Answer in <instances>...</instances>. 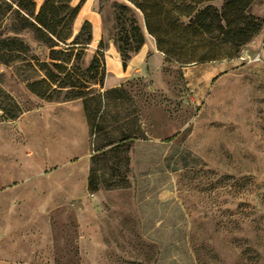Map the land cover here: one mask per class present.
Returning a JSON list of instances; mask_svg holds the SVG:
<instances>
[{
	"label": "rangeland",
	"instance_id": "obj_1",
	"mask_svg": "<svg viewBox=\"0 0 264 264\" xmlns=\"http://www.w3.org/2000/svg\"><path fill=\"white\" fill-rule=\"evenodd\" d=\"M59 5L79 42L58 54L101 97L97 134L80 98L30 91L50 48L20 30L29 50L0 59V114L14 115L0 120V264H264V0L249 6L263 20L250 41L185 65L128 0ZM131 25L143 44L123 70ZM100 54L101 85L87 70Z\"/></svg>",
	"mask_w": 264,
	"mask_h": 264
},
{
	"label": "trees",
	"instance_id": "obj_2",
	"mask_svg": "<svg viewBox=\"0 0 264 264\" xmlns=\"http://www.w3.org/2000/svg\"><path fill=\"white\" fill-rule=\"evenodd\" d=\"M143 17L146 32L151 35L159 51L166 60L174 59L180 65L193 61H205L217 58L224 49H237L250 41L261 29L263 20L249 11L253 0H128ZM5 9H0V23L10 21L12 35L0 37V59L8 63L17 57V52H27L29 46L16 34L23 29L34 32L35 38L49 47L48 62H41L40 69L44 77L28 83L30 91L46 100H71L80 98L82 108L89 122V134H97L101 97L87 91L89 86L82 79L73 76L66 68L67 54L60 57L58 53L69 52L79 42L77 37L70 38V32H64V16L60 15L59 0H41L38 8L36 0H0ZM128 10L126 4L121 5ZM15 21V23H14ZM19 22L20 24H17ZM126 42L128 52L123 46L119 48L121 67L126 68L129 52H136L143 44V34L137 25H131ZM61 45L63 47H61ZM66 45V46H64ZM59 50V51H58ZM103 59L95 55L87 70L99 73L98 84H102ZM100 70V71H99ZM39 84V90L33 84ZM3 111L0 120L13 117ZM98 115V116H97ZM2 117V118H1ZM126 131L116 145L126 143ZM113 140L108 142L112 144ZM115 145L112 146V148ZM100 148H97L99 151ZM111 150V149H110ZM106 153V150L102 151ZM93 161V160H91ZM94 170L89 167L86 186L90 191L97 190Z\"/></svg>",
	"mask_w": 264,
	"mask_h": 264
}]
</instances>
